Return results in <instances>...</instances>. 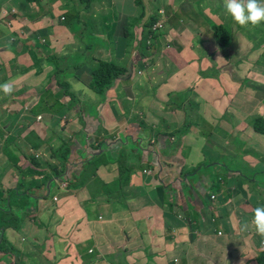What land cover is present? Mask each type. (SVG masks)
Wrapping results in <instances>:
<instances>
[{
  "label": "crops",
  "instance_id": "1",
  "mask_svg": "<svg viewBox=\"0 0 264 264\" xmlns=\"http://www.w3.org/2000/svg\"><path fill=\"white\" fill-rule=\"evenodd\" d=\"M36 3L0 0V27L5 24L7 28L0 32V58L7 62L0 65V84L14 85L11 95L0 97L1 129L6 131L2 135L9 147L6 160L0 156L1 197L8 192L29 191L31 198H36L31 201L34 208L18 236L21 242L10 243L20 250L21 257H25L24 248L30 254L37 251L32 254L39 257L37 264H175V259L182 264H241L242 258L248 260L264 252V239L251 229L240 233L236 228L238 222L251 219L252 209L244 210L248 203L251 202L252 208L264 205V124L257 126V120L264 121V106L240 108L241 100L248 98L249 104L263 101L264 93L252 89L245 94L238 85L230 82L223 85L222 80L217 81L216 86L222 88L216 91L209 77L189 76L191 73L185 70L174 71L172 65L180 69V65L186 64L184 60L172 56L173 64L159 58L146 63L148 56L129 53L130 46L120 41L116 46L123 49L118 50L119 58L114 59L125 72L107 90L105 101L81 84L83 91H71L69 85L73 102L65 99L69 105L78 101L88 106L101 102L102 108H87L73 127L67 119L75 116H63L65 119L58 127L45 111L34 116V104L22 103L28 99L29 92L34 94L36 87H46L45 79H54L56 71L42 64L48 47L53 51L64 39L79 42L63 26L54 25L52 30L43 27L35 19V15L41 14L36 10ZM58 5L55 3V8ZM136 12L141 13L130 6L122 16L132 20ZM134 28L135 40L140 26ZM233 29L232 25L227 28ZM88 38L96 40L87 47L94 51L101 42L93 36ZM49 41L52 45L46 46ZM67 54L64 56L71 57ZM32 58L25 70L19 72L24 79L16 81L12 68ZM253 70L259 81L256 84L264 87V71ZM36 73L45 79H38ZM68 74L74 75L72 71ZM88 78L89 74H85L82 80ZM187 89L199 92L198 101L188 96L190 100L183 102L184 108L168 105L170 96L188 95ZM18 93L25 94L26 100H16L14 95ZM5 99L8 102H3ZM144 100L159 118L151 125H143L136 118L135 108H145L139 105ZM204 100L212 104L203 103ZM192 101L194 107L204 111L214 128L208 137H216L215 130L227 134L236 132L241 146L228 145L227 138L223 137L204 150L193 147L190 139L203 135L207 123L202 125L204 121H198L195 108H191ZM170 108L174 110L169 111ZM223 113L231 123H223ZM185 125L188 128L182 133ZM68 129L67 140L72 143L66 162L60 164L57 161L60 157L52 159L47 147L52 146V152L56 151L53 143L66 140L64 135ZM100 137L105 139L103 143L111 145L110 149L97 148L101 150L98 154L102 153L97 158L107 157L106 163L94 170L100 186L116 183L115 178L122 175L117 163L120 153L126 165L131 166H122L124 171L142 167L141 172L127 171L128 183L111 204L102 193L92 196L86 188H77V174L83 173L85 163L95 156L97 150L91 148L94 139ZM55 191L59 195H53V201L47 204L45 200ZM212 195L216 196L215 200L211 199ZM88 202L93 203L84 210L79 209L82 203ZM95 207L97 220H91ZM78 211L84 212L83 217H72ZM3 234L8 237L7 230ZM226 255L230 260H226Z\"/></svg>",
  "mask_w": 264,
  "mask_h": 264
},
{
  "label": "rangeland",
  "instance_id": "2",
  "mask_svg": "<svg viewBox=\"0 0 264 264\" xmlns=\"http://www.w3.org/2000/svg\"><path fill=\"white\" fill-rule=\"evenodd\" d=\"M52 1L53 2L50 0H42L36 3V10L41 14L35 15V19L38 20L39 23L43 25V27H46L49 30H52L54 25L63 26V28L70 32V34H73L74 40L78 39L79 44L73 40L70 41L68 39H64L59 43L58 46L54 47L53 51H51L48 47L47 54L42 57L45 63L42 64L45 66L48 65L53 71L57 72H55L56 75L54 73V79L48 81V79H45L43 76H40L38 73H36L35 75L38 76V79H45L46 87L44 85L36 87L34 94L32 92L27 94V100L25 94L22 93L15 94L14 98L20 101L26 100L22 103V105H25V103H28L29 105L34 104V116L37 114H42V111H45L46 115L53 117L54 123H56L58 127L61 125L62 120L65 119L63 116H70L72 114L75 116L74 118L67 119L70 120L71 127H73L74 125L72 124L77 121V118L80 119L82 117L81 115L86 114L87 108H102L101 102L97 103V105L92 104L91 106H88L87 103L78 101L77 104H71L70 108H68L69 111H67L63 108H57L56 102L61 101L62 99H67V95L64 94V90L69 92V85L71 91H83L80 87V84L90 88L91 68L95 66L96 62L108 61L119 65V62L114 58H119L117 52L119 49H123L122 47L118 48L116 46L120 43V41H122L124 45L126 44V46H130L128 51L129 53L132 54V52H134V55L137 53L138 56H148L149 59L146 61V63L150 60H157V58H159L167 60L168 63L173 64L171 61L172 56H175L177 59L184 60L186 64L185 66L180 65V69H178L174 64L172 65L174 71L185 70L191 73L189 76L202 78L209 77L212 79V88L216 91H220L222 88V86H216L217 81L222 80L223 85H227V82L238 85L240 90H242L245 94L250 92L252 89H254L256 93H264V87L256 84L258 78L253 70L254 68L255 70L264 71V51L261 50L264 48V29L261 27L264 23H261L256 27H240L225 14L223 0H139L140 4L137 0ZM165 1H167V6H165ZM55 3L59 4L57 8H55ZM45 5H47V7ZM130 6H133V8L138 11H141L144 8L147 9V11L146 9L144 10L145 16L142 18L143 23L149 22L151 18H156L154 23L148 25V29L144 28L143 31L142 26H140L137 37L135 34V40L133 38V41H131L130 38L123 36L124 29L126 27L131 29L133 25V22L131 24V19H127L122 16V14L126 13V8ZM151 8L153 9L152 13L150 11ZM161 9L165 12L167 19L166 21H163L162 28L157 30L160 33L156 34L153 32V27L161 20L160 15L157 14L156 11H161ZM139 13L140 12H136L134 14L133 20L137 18ZM51 14L52 18H48L51 16ZM13 15L17 17L15 14ZM77 16L80 20L77 18ZM1 18L2 16H0V19ZM221 20L225 22V29L229 28L230 25L234 27L233 31H231L228 42L230 44L224 48H218L217 43L213 42L212 33L214 32L213 25H216L217 23L221 24ZM103 25L110 27L105 33L102 31ZM6 29L7 28L5 24H3V26L0 27V32L2 33ZM72 29L76 32H73ZM197 29L200 31H197ZM36 32L44 34V32H41L38 29H36ZM238 32L239 35L237 37L236 34ZM204 33H207L209 38L206 36V34L204 35ZM88 36L90 38L93 36L94 38L99 39L101 42L98 43L94 51L88 49L87 46L96 40L91 41L89 40ZM50 45H52L51 41L46 44V46ZM67 52L70 53V56L72 57L69 59L67 65L59 64L57 67L52 61L48 60V57L55 56L56 58H59V56H64L67 54ZM29 53L35 55L32 51ZM71 53H73V55H71ZM31 60L34 59L32 58L30 60H25L21 62L18 67L12 68V75H16L15 77H17L16 81H22L24 79L22 76L23 73L20 74L19 72L24 71V67H26V64ZM5 61L6 60L0 58V65L7 64ZM124 62L125 61L122 60V64ZM73 65H75L74 69H72ZM167 70L169 69L167 68ZM69 71L73 72L74 75L72 77L71 74H68ZM85 74H89L88 80H82V77ZM58 81H61L62 83L66 81L68 83V87L65 88L62 86V84L57 85ZM186 91L188 95L186 93H176L175 96H171V103L168 105H172L174 108H184L183 102H186L187 100L189 101L190 97L191 100L194 99L195 101H198V91H194V93L192 92V89H187ZM188 91H191V93ZM3 96L6 97L2 93L0 97ZM47 100L49 101V105L46 103ZM249 100L250 99L248 98L241 100L240 108H260V105L264 106V100L262 101L259 99L260 101H252L250 104ZM3 102L8 101L5 99ZM187 103L185 108H188ZM203 103L210 105L212 104L211 102H205V100ZM139 105L145 107L135 108L137 111L136 118L137 120H141L143 125H146L147 123L151 125L156 122L155 120L159 119L153 115L152 108H147L146 100H144ZM191 108H195V111L198 114V121H204L202 125L207 123L204 125L206 127L203 131V135L197 133V136L200 135L199 137H193L190 139L194 143L193 147L204 150L206 147L216 143L219 138L223 139V137L227 138L226 141L228 145L233 147L241 146V143L237 141L236 132L235 134H227L224 131L215 130L214 133L216 134V137H208L207 134L211 130H214V128L208 123L209 120L206 118L204 111L201 108H198L196 105L194 107L193 101ZM225 108L230 107L226 106ZM171 110L174 109L170 108L169 111ZM38 118H40V116L36 118L37 120H40ZM221 118L223 119L224 124L231 123V119L228 118L226 113H223ZM213 120H211V122ZM1 126L2 123H0V153L2 154L0 156L5 159L8 157L7 151H9V147L6 142V137L2 135V133L6 132L5 128L2 130ZM171 127L174 128L175 125H172ZM217 128H219V125ZM36 131L39 132L40 129ZM64 136H66V140L69 139V129L67 134ZM104 140L105 139L102 137L94 139L91 149L94 150L96 148L97 150V148L103 144ZM71 143L72 142L70 141L69 147H71ZM53 144V146H55L57 149H60L63 147L64 142L62 143V139H58ZM97 152H99V150ZM188 156H185V158ZM97 157V155L92 156L90 162L88 161L85 163V171H83V173L77 174L79 181L77 188H79V190H81L82 187L86 188L92 196H98L102 193L108 202H110L109 204H111L112 199L118 195L121 196L120 192L122 186L128 183V177L126 176L127 171L132 170L135 172H141L142 167L134 169L129 168L124 171L122 166L129 165H126V163L123 161L124 155L120 153L118 158L119 161L117 163L122 169V175H119L115 178L116 183L110 182L107 185L100 186L97 177L94 175V170L99 165L106 163L107 157ZM57 161H59L60 164L64 163L62 158L59 160L57 159ZM0 194L2 195L1 191ZM3 195H5L4 192ZM53 195L58 196L59 192L55 191L49 198H47L45 200L47 204L53 201ZM211 199L215 200L216 196L212 195ZM92 203L93 202H88L86 204L82 203V206H80L79 209L84 210L86 206H90ZM251 209L253 213L254 208H252L250 202L244 210L246 211ZM83 213L84 212L81 211L74 212L72 217H83ZM97 216L98 212L95 207V210L90 214V219L97 220ZM19 228V226L14 227L12 225H8V237L5 235V240L9 245L7 246L8 250H6L8 252H3L5 249L0 251V264H2L4 261L9 264H37L39 262V259H37L39 257L32 256V254H34V252L36 253L37 251H34L32 254H30V250L24 249L20 246L25 254V257L22 258L20 250L18 251L16 246L10 244L11 242H14L13 244L16 245L15 242H21L18 236L22 233V231ZM12 231H15L13 235L11 234ZM226 235H228V233ZM8 238L10 241L7 240ZM9 248L13 249V253L9 250ZM6 255L11 256L14 263L9 260L8 256ZM263 255L264 252H262L258 257H250L248 260L242 258L241 264H252L253 262L259 263L260 257ZM3 256H6L4 260ZM225 258L226 260H230V257L227 255ZM174 262L175 264H182L179 259H175Z\"/></svg>",
  "mask_w": 264,
  "mask_h": 264
},
{
  "label": "trees",
  "instance_id": "3",
  "mask_svg": "<svg viewBox=\"0 0 264 264\" xmlns=\"http://www.w3.org/2000/svg\"><path fill=\"white\" fill-rule=\"evenodd\" d=\"M25 3L28 2H39L40 0H23ZM138 3L140 4L139 0H137ZM158 11V10H157ZM156 11V13H157ZM155 13V14H156ZM145 16V11L141 10V13L138 15L136 20H130L131 24L133 22L132 28H125L124 29V36L126 38H130L131 41H133L134 37V27L142 26V30L148 27L151 23H154L155 19L151 18V20L147 23L142 22V18ZM224 21L221 20V24L217 23L216 25H213L214 29V40L218 45V48H224L228 46L229 38L231 31L225 29ZM264 29V24L261 26ZM110 27H107L106 25H103V32L105 33L107 29ZM148 29V28H147ZM141 30V31H142ZM144 31V30H143ZM87 47H91L87 46ZM72 57L69 56H64L61 58H56L55 56L49 57V60L52 61L57 67L59 64H66L69 62V59ZM125 72L124 69L121 67L117 66L113 62H108V61H101V62H96L95 66L91 68V82H90V89L92 92H95L100 96L102 101H105L106 98V91L110 89L112 86L113 82L118 79L120 75H122ZM57 73V72H56ZM55 73V75H56ZM67 88V82H61L58 81L57 85H61ZM191 93V91H188ZM64 94L67 95V98L69 99L70 102H73V97L74 95L71 92H67V90H64ZM171 97V96H170ZM45 102V101H43ZM46 103L48 104L49 101L47 100ZM57 108H70V105L67 104L65 99H62L61 101H57ZM49 105V104H48ZM188 123L187 125H189ZM260 124H264V121L262 120H257V126ZM188 126H184L182 129V133H186V129ZM261 128V127H259ZM64 142V145L62 148L57 149L56 151L52 152V146L47 147V151L50 154V157L52 159L56 158H62L63 162H66L68 152H69V141L68 140H63L62 143ZM35 144H40V142H33ZM68 145V147H67ZM63 156V157H62ZM63 163V164H64ZM2 195L0 194V231H5L8 229V225H12L14 227L19 226L21 229L22 226L26 222V216H29V214L32 212V203L36 198H31L30 192L29 191H22V192H8L5 196L8 197L7 200H4ZM8 246V243L5 240L4 234H2V237L0 239V251L2 249H5L3 252H8L6 250ZM10 251L13 253V249L9 248ZM17 252V251H16ZM15 255V254H14ZM258 264H264V255L260 257L259 263Z\"/></svg>",
  "mask_w": 264,
  "mask_h": 264
},
{
  "label": "clouds",
  "instance_id": "4",
  "mask_svg": "<svg viewBox=\"0 0 264 264\" xmlns=\"http://www.w3.org/2000/svg\"><path fill=\"white\" fill-rule=\"evenodd\" d=\"M223 8L225 14L242 28L256 27L264 23V0H223ZM13 91L14 85L11 82L0 84V92L5 96L11 95ZM236 228L240 233L251 229L264 239V205L255 207L251 219L238 222Z\"/></svg>",
  "mask_w": 264,
  "mask_h": 264
},
{
  "label": "built area",
  "instance_id": "5",
  "mask_svg": "<svg viewBox=\"0 0 264 264\" xmlns=\"http://www.w3.org/2000/svg\"><path fill=\"white\" fill-rule=\"evenodd\" d=\"M157 14H159L160 15V18H161V20L153 27V32L154 33H160V32H158L157 30L158 29H160V28H162V24H163V21H166V16H165V12L161 9V11H158L157 12ZM38 119H40V118H38ZM144 173H148L147 171H145Z\"/></svg>",
  "mask_w": 264,
  "mask_h": 264
},
{
  "label": "water",
  "instance_id": "6",
  "mask_svg": "<svg viewBox=\"0 0 264 264\" xmlns=\"http://www.w3.org/2000/svg\"><path fill=\"white\" fill-rule=\"evenodd\" d=\"M105 146L108 147L109 149H110V147H111V145H109V144H107V143H106V144L103 143L102 145H100V147H102V148H105ZM98 149H99V148H98ZM98 149H97V151H98ZM97 151H95V153H96L95 156H96V155L99 156V155L102 154V153H101V154H98ZM99 151H101V150H99ZM64 175H65V174H64ZM65 176H66V175H65ZM65 180H67L68 182L70 181V179H65ZM62 181H63V180H62ZM63 182H64V181H63ZM2 234H3V231H0V239H1V237H2Z\"/></svg>",
  "mask_w": 264,
  "mask_h": 264
}]
</instances>
